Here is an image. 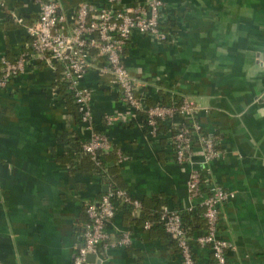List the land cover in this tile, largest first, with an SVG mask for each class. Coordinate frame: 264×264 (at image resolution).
Returning a JSON list of instances; mask_svg holds the SVG:
<instances>
[{"label": "crops", "instance_id": "obj_1", "mask_svg": "<svg viewBox=\"0 0 264 264\" xmlns=\"http://www.w3.org/2000/svg\"><path fill=\"white\" fill-rule=\"evenodd\" d=\"M56 1L67 14L82 2L103 6V0ZM119 1L123 8L145 2ZM160 1L167 41L133 33L123 63L148 105L177 104L186 97L200 109L197 122L221 152L210 166L212 177L234 193L219 211L218 236L231 245L228 264H264V0ZM37 13L30 0H0V61L25 51ZM91 60L81 84L92 92L95 129L113 145L108 166L116 165L115 150L127 157L113 166L111 179L142 206L159 197L174 210L194 207L200 225L194 224L190 237H197L204 231L202 210L187 195L191 167L173 160L169 123L150 137L141 116L131 120L111 76L100 72L104 60ZM57 76L32 59L24 74L0 90L3 264H74L87 222L85 206L104 193V180L93 173L90 160L74 158L70 140L81 144L88 133L74 117L73 102L55 96ZM106 116L124 120L107 126ZM200 160L193 157L196 165ZM144 223L129 207L117 205L108 239L88 263L181 264L174 241L154 224L145 230ZM123 233L130 243L119 247ZM193 248L196 264H213L208 248Z\"/></svg>", "mask_w": 264, "mask_h": 264}, {"label": "built area", "instance_id": "obj_2", "mask_svg": "<svg viewBox=\"0 0 264 264\" xmlns=\"http://www.w3.org/2000/svg\"><path fill=\"white\" fill-rule=\"evenodd\" d=\"M38 10L36 21L28 28V42L25 51L13 61H0V90L20 75L24 74L28 63L37 60L56 73L55 96L59 93L58 83L65 85L79 114L81 128L88 137L81 143V152L89 156L100 167L98 154L113 151V145L103 131L95 129L91 116L92 92L81 84L91 68V59L96 56L104 60L100 72L111 76V83L120 95L122 104L132 113L131 120L141 116L150 137L158 135L161 124H168V143L173 160L179 166H190L186 184L188 197L203 208L202 218L205 230L195 238L187 235L180 211L163 206L159 211V222L166 235L174 241L181 257V264H196L194 248H208L213 264H228L226 251L231 245L219 238L218 225L220 207L234 198V193L218 185L210 169L219 159L220 150L214 140L205 134L197 122L199 108L183 97L179 103L147 104L146 96L138 93L135 80L127 71L122 54L133 33L147 36L155 42H166L168 35L160 25L163 4L160 0H145L134 7H120L119 0H103L100 8L87 2L80 3L75 10L64 13L56 0H30ZM58 92V93H57ZM124 119L113 116L104 118L107 126ZM199 155V164L193 157ZM116 164L127 160L119 150H115ZM101 174L108 177L107 168ZM103 193L97 201L85 206L87 222L84 226L83 241L74 256V264H89L87 256L94 254L97 247L108 239L107 227L113 220L117 205L129 207L133 214L140 216L141 201L131 197L125 190L111 189ZM201 200L198 202L197 200ZM193 208L188 210L192 211ZM151 224L144 223L149 230ZM130 243L128 233H123L119 247ZM0 264H3L0 261Z\"/></svg>", "mask_w": 264, "mask_h": 264}, {"label": "trees", "instance_id": "obj_3", "mask_svg": "<svg viewBox=\"0 0 264 264\" xmlns=\"http://www.w3.org/2000/svg\"><path fill=\"white\" fill-rule=\"evenodd\" d=\"M57 85L59 86V93H60V95H63V97L65 99H67V103L69 105H71L72 104V99L66 93L65 85H63L61 83H58ZM156 104H162L163 105V103H160V102L153 103V104H150V105L151 106H154ZM71 106H72V109H73L72 112L74 114V117L76 118L77 122L80 123V118H79V114L77 113L76 106L74 104H72ZM64 137H67V136L64 135ZM63 140H64V138H63ZM67 143H68V141H67ZM70 143L72 144L70 148L73 147V149H74L73 150V152L75 153L74 158L77 159L79 157V159H88V160H90V162H91V164L93 166V170H94L93 173L96 176H98L100 179L104 180V183H105L106 186L112 184L111 189L124 190L123 188H121V187L118 186V184L115 182V180H113V178L111 179V170L114 167L116 168V166H117V164L115 166L113 164H111L110 166H108V163H107L108 159L107 158L109 156L110 157L113 156L112 155L113 154L112 151L109 152V153H106V154H98V157L97 158H98V161L100 162V167L97 168L96 165L94 164V161L89 156H86V155H83L82 154V152H81V144H80V142H79L78 139L70 140ZM105 167L108 170V172H107L108 173V177L107 178H105V176L103 174H101V171H100L101 168H105ZM102 194L103 193H101V195ZM151 200L152 201L150 202V205L145 204L144 206H142V211L140 213V219L142 221L149 222L151 224V228L155 227V228H158L159 229V228H162V225L159 222V211H160V209L163 206H165V201H162V199H160L159 197H154ZM151 203H152V205H151ZM199 207L202 210V212H200V217L202 218L203 208L201 206H199ZM180 214H181V218H182L183 227H184L187 235L190 236L191 235V232L194 231V227H193L194 224L196 223L197 225H200V223L198 222L197 219H194L193 212L190 211V210H185V211H182V212L180 211ZM198 218H199V216H198ZM201 218H199V219H201ZM202 220H203V218H202ZM153 224H154V226H153ZM203 225H204L203 228L205 230V221L204 220H203ZM162 230H163V228H162ZM202 233H200V234H202Z\"/></svg>", "mask_w": 264, "mask_h": 264}, {"label": "water", "instance_id": "obj_4", "mask_svg": "<svg viewBox=\"0 0 264 264\" xmlns=\"http://www.w3.org/2000/svg\"><path fill=\"white\" fill-rule=\"evenodd\" d=\"M107 191H108V187L105 186L103 192L106 193ZM93 257H94V255H92V254H91V255H88V256H87V260L89 261V259H91V258H93Z\"/></svg>", "mask_w": 264, "mask_h": 264}]
</instances>
